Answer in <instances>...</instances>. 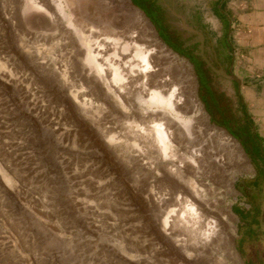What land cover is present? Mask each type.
I'll list each match as a JSON object with an SVG mask.
<instances>
[{"label": "rangeland", "instance_id": "374dc122", "mask_svg": "<svg viewBox=\"0 0 264 264\" xmlns=\"http://www.w3.org/2000/svg\"><path fill=\"white\" fill-rule=\"evenodd\" d=\"M164 3L205 35L212 63L229 70L216 47L219 23L203 19L207 32L196 17L205 3ZM105 40L107 57L124 47L128 59L138 46L150 51L140 89L175 91L173 110L157 105L152 112L164 124L166 151L154 125L127 111L120 86L130 81L114 84L87 60ZM210 82L237 108L235 82L214 73ZM190 100L198 112L187 109ZM255 102L263 126L262 98ZM183 118L191 120L187 137ZM213 128L242 153L225 147ZM257 174L241 141L212 122L194 65L131 0H0V264H246L264 240V180L252 187ZM253 202L262 213L258 238L241 247L235 212Z\"/></svg>", "mask_w": 264, "mask_h": 264}, {"label": "crops", "instance_id": "0c3cea01", "mask_svg": "<svg viewBox=\"0 0 264 264\" xmlns=\"http://www.w3.org/2000/svg\"><path fill=\"white\" fill-rule=\"evenodd\" d=\"M164 2L165 0H158ZM174 2H203L204 6L200 4L195 8L196 17L201 20L202 28H206L207 32H211L206 21L203 19L212 18L219 23L221 31L216 39V47L220 49L219 55L223 65L227 63V72L235 75L240 85L238 93L245 104L248 111L249 119L253 123V132L263 141L264 148V125L260 126L257 123L256 111L253 108L256 106V98H262L264 109V0H173ZM209 10L210 13H205ZM225 33H228L226 38V45L232 49V53L227 52L225 44L221 42ZM211 34V33H210ZM233 37L231 38V35ZM206 38V37H205ZM231 57V60L227 59ZM226 66V65H225ZM262 71V72H261ZM262 73L259 74V73ZM240 78H242L243 83ZM245 90V91H244ZM249 92H252L249 94ZM243 93L248 95L245 96ZM248 98L252 99V105H248ZM255 99V101L253 100ZM255 189V188H253ZM257 190V189H255ZM251 194V192H249ZM237 211H250L253 218L256 217L257 211L261 212L258 203L253 202L246 208L238 207ZM262 215V213H261ZM260 215V217H261ZM259 217V218H260ZM242 225V224H241ZM261 225V223H260ZM259 226L254 225L253 229ZM258 235L256 231L253 236L241 235V247L248 240L256 241ZM252 254L247 255L246 263L248 264H262L264 262V240Z\"/></svg>", "mask_w": 264, "mask_h": 264}, {"label": "trees", "instance_id": "16d2710c", "mask_svg": "<svg viewBox=\"0 0 264 264\" xmlns=\"http://www.w3.org/2000/svg\"><path fill=\"white\" fill-rule=\"evenodd\" d=\"M131 1L136 7L143 11L151 21L161 40L175 53L189 59L194 65L199 80L201 99L207 112L211 116L212 122L227 130L234 138L240 140L253 163H255L254 160L259 162L260 165L257 166L258 174L252 185L253 188L259 190L260 183L264 180V161L260 159L264 154L263 141L260 140L252 130L253 123L249 119L248 111L239 93H236L238 104L236 105L237 108H234L233 104L231 105L226 99V95H221L214 90L210 82L213 72L207 67L202 58L196 55L197 48L195 45H188V40L185 39V41H183L178 32L169 31L168 26L165 25L162 19L165 11L158 4V0ZM156 14L159 15L160 19L157 18ZM227 36L228 33H225L224 37L221 39L223 44H225L224 42H226ZM225 48H227V52L230 54L232 53V49H230L228 45L225 44ZM227 60L230 61L231 57ZM235 213L241 219L242 226L240 230H242V234L245 236H253L255 232L253 226H260L259 217L261 212L257 211L256 217L254 218L250 211L243 210ZM262 264H264V262Z\"/></svg>", "mask_w": 264, "mask_h": 264}, {"label": "bare ground", "instance_id": "6f19581e", "mask_svg": "<svg viewBox=\"0 0 264 264\" xmlns=\"http://www.w3.org/2000/svg\"><path fill=\"white\" fill-rule=\"evenodd\" d=\"M35 4H36V2H35ZM37 8L43 9V7H41V6H37ZM58 9L61 12H63L61 3L58 4ZM106 43H109L108 40H105L104 44H99V47L101 49H100V52L95 56L93 53L94 51L93 52L89 51L87 60L98 71H101L104 74V77H103L104 79L107 80V77H109V75H112L113 76L112 81L114 84L119 85L121 83L124 84L125 81H130L128 85L120 86V89L124 90L128 94V96H126L125 99H126V103L129 105L130 109L127 111H131V110L133 111L134 110V114H130V113H127V114H130V116L135 118V119H137V118L140 119L142 122L147 121L149 124L154 125L153 126V133L156 135L157 140L163 145V149L166 151L167 149H169V147L167 144L168 138H167L166 132L163 128L164 124L161 122H158L159 117L158 116L153 117L152 112L154 111L153 108L157 105H161L164 108L168 107L169 109L173 110L175 108V104L173 102V99L175 97V91L170 93V95H168L169 93H167V96H166V95H164V93L162 91L163 89L161 91H160V89L159 90L157 89V90L150 92V90L147 89L148 85L146 86V85L142 84V87H143L142 89H140L138 87L140 85L141 80H142V77H141L142 73L146 74V73L150 72V70H151V64H150L151 56H150L149 50L144 51L141 48V46H138V49L136 50L135 56L133 57V59H128L126 57V55L130 52V49H129V47H124V48H122L121 53H118L120 51H116L114 49L116 51L115 54L107 57V56H105L106 54L101 53L102 50H107L108 45H106ZM119 45H120V43H119ZM122 45H124V44H122ZM160 48L164 51L166 49L165 46H163V45L160 46ZM98 57H101L103 59V61H101L102 63H100L98 61ZM135 59L137 61H139L138 64L134 63ZM103 62H104V64H103ZM104 65L107 66V69H105ZM137 69H138V71H137ZM168 86H171V85L167 84V85H164V87H162V88H166ZM156 88H158V87H156ZM196 102L197 101H195V100H190V102L188 103L189 106L187 109H193L194 112H198V106H197ZM150 113H152V114H150ZM161 117L163 119L171 122V120L167 117V115L163 114ZM186 119H184V118L179 119L180 122L183 125H185V137L190 136L191 130H192V127L190 124L191 120H186ZM213 129L215 131V133H214L215 136H218V138L221 139V141L223 142L222 144L225 147H230L232 150L238 151V152H240V154L242 153V150H241V148H240V146L236 140H234L231 136L227 135L225 132H223L219 129H215V128H213Z\"/></svg>", "mask_w": 264, "mask_h": 264}, {"label": "water", "instance_id": "95a60500", "mask_svg": "<svg viewBox=\"0 0 264 264\" xmlns=\"http://www.w3.org/2000/svg\"><path fill=\"white\" fill-rule=\"evenodd\" d=\"M163 4L166 6V8L172 13V15H174L175 17L179 18L181 20L180 24H177V26L185 32L191 33L195 36H197V38L195 39L194 42H191L190 44H194V43H199V52H196V54L198 56H200L202 58V60L206 63L207 67L217 76L223 77L229 81H235L240 85V81L239 79L233 75L231 72H227L225 69L223 68H217L212 61L208 58L206 52H205V35L195 29L193 26L189 25L185 19L177 14L171 7H169L166 3L163 2ZM151 22V21H150Z\"/></svg>", "mask_w": 264, "mask_h": 264}, {"label": "flooded vegetation", "instance_id": "af4514ba", "mask_svg": "<svg viewBox=\"0 0 264 264\" xmlns=\"http://www.w3.org/2000/svg\"><path fill=\"white\" fill-rule=\"evenodd\" d=\"M158 4H159V5L164 9V11H165L164 16H163L162 19L164 20L165 25L168 26L169 31H171V32H178V33L180 34V36H181V39H182L183 41H185V39H184L183 36H182V33L179 32V30L175 27V25H174L173 22L171 21V19H170L171 16H170L169 10L166 8V6L163 4L162 1H159ZM156 15H157V18L160 19L159 15H158V14H156ZM190 42H191V40H188V43H187V44L189 45ZM191 45H193V44H191ZM196 55H197V54H196ZM260 159H261L262 161H264V154H263V157H260ZM254 161H255V163H256L257 166L260 165L259 162H258L257 160H254Z\"/></svg>", "mask_w": 264, "mask_h": 264}]
</instances>
